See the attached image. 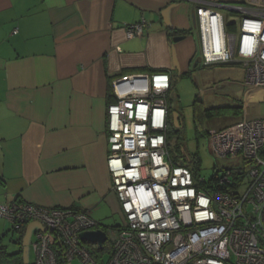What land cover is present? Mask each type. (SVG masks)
I'll list each match as a JSON object with an SVG mask.
<instances>
[{
  "label": "built area",
  "instance_id": "built-area-1",
  "mask_svg": "<svg viewBox=\"0 0 264 264\" xmlns=\"http://www.w3.org/2000/svg\"><path fill=\"white\" fill-rule=\"evenodd\" d=\"M196 21L202 63L241 66L244 85L264 89V7L206 0ZM146 23L130 25L128 37L142 36ZM112 87L107 167L123 224L103 227L75 208L0 204L15 231L40 223L34 264H58L61 247L67 262L81 264H264V117L209 132L216 158L250 166L236 186L233 170L221 167L218 180L229 188L217 190L170 152L168 72L124 74ZM98 229L107 235L102 246L80 236Z\"/></svg>",
  "mask_w": 264,
  "mask_h": 264
},
{
  "label": "crops",
  "instance_id": "crops-1",
  "mask_svg": "<svg viewBox=\"0 0 264 264\" xmlns=\"http://www.w3.org/2000/svg\"><path fill=\"white\" fill-rule=\"evenodd\" d=\"M202 1L0 0V204L74 207L91 216L105 204L120 212L107 167L113 81L168 72L174 89L181 73L204 65ZM207 1L264 7V0ZM143 19L144 34L129 38L127 28ZM250 102H264V89ZM33 223L13 231L0 216V245L20 252L0 264H34L24 244Z\"/></svg>",
  "mask_w": 264,
  "mask_h": 264
},
{
  "label": "rangeland",
  "instance_id": "rangeland-1",
  "mask_svg": "<svg viewBox=\"0 0 264 264\" xmlns=\"http://www.w3.org/2000/svg\"><path fill=\"white\" fill-rule=\"evenodd\" d=\"M262 88H254L244 85V69L238 65H202L192 71L186 70L176 78L174 89L171 90L170 105L181 113L184 119L183 143L188 154L198 153L201 166L198 174L209 178L214 173V167L245 168L250 170L248 164H244L241 157L216 158L210 151L206 136H196L194 131L193 104L198 99L205 107L215 106H241L243 114H233L223 117H215L206 122V129L216 130L229 126L248 117H264V102L253 104L250 100L256 99L262 92ZM260 113V114H259ZM259 114V116H258ZM92 217L99 221L103 227L122 225L123 218L120 212H113L107 205L102 204ZM34 224V223H33ZM30 225L24 237L30 259H35L32 252L33 227L40 223ZM10 239V238H9ZM68 264H81L78 258L70 260Z\"/></svg>",
  "mask_w": 264,
  "mask_h": 264
},
{
  "label": "trees",
  "instance_id": "trees-1",
  "mask_svg": "<svg viewBox=\"0 0 264 264\" xmlns=\"http://www.w3.org/2000/svg\"><path fill=\"white\" fill-rule=\"evenodd\" d=\"M230 30L234 29L233 27H228ZM223 65V64H220ZM172 90V88H171ZM171 92V91H170ZM115 98V96L113 95ZM114 101V100H113ZM112 101V102H113ZM171 102L170 97H169V103ZM174 112H178L180 114V127H176L174 124ZM243 108L241 106H215V107H205L203 106L202 103L198 99L195 100V103L193 104V122H194V131L196 136H206L208 139L209 132L211 129H206V122L209 120L214 119L215 117H223V116H228V115H233V114H243ZM169 115H170V121H169V129H168V134H169V146H170V152L174 158V161L178 164L185 165L190 167L194 173L197 175L198 170L200 169L201 166V159L198 153L194 154H188L185 152L184 149V143H183V129H184V119L181 113L177 110H174V108L169 106ZM234 124V123H233ZM232 125V124H231ZM230 126V125H229ZM228 127V126H226ZM225 128V127H223ZM222 129V128H220ZM245 164V163H244ZM232 172V176L234 178L233 186L238 185L239 180L243 179V176H245V168H233L229 167ZM221 167L215 166L214 167V173L212 176H210L208 179V182L210 181L211 184L208 183V186H212L214 189H221L225 190L228 189L229 186L227 183L220 184L218 180L219 172L221 171ZM226 169V168H224ZM222 172V171H221ZM74 208V207H73ZM77 209V208H75ZM80 210V209H77ZM83 211V210H82ZM31 222H26L23 224V227L21 228L20 231H23V228ZM12 226V224H11ZM13 231L14 228H11ZM58 246H60L58 244ZM106 246H104V249ZM58 251V264H68L64 257V252L62 251V247L60 249H57ZM97 255V252H94ZM20 252L16 253H9L5 249L4 246L0 245V257H13V258H18V255Z\"/></svg>",
  "mask_w": 264,
  "mask_h": 264
},
{
  "label": "water",
  "instance_id": "water-1",
  "mask_svg": "<svg viewBox=\"0 0 264 264\" xmlns=\"http://www.w3.org/2000/svg\"><path fill=\"white\" fill-rule=\"evenodd\" d=\"M178 38L177 40H179ZM176 40V41H177ZM174 124L176 127H180L179 121H180V114L178 112H174ZM81 238L83 240L92 242V243H98L100 246L103 245V243L107 239L106 232L104 230L98 229V230H93V231H87L81 233Z\"/></svg>",
  "mask_w": 264,
  "mask_h": 264
},
{
  "label": "flooded vegetation",
  "instance_id": "flooded-vegetation-1",
  "mask_svg": "<svg viewBox=\"0 0 264 264\" xmlns=\"http://www.w3.org/2000/svg\"><path fill=\"white\" fill-rule=\"evenodd\" d=\"M180 122V121H179Z\"/></svg>",
  "mask_w": 264,
  "mask_h": 264
}]
</instances>
